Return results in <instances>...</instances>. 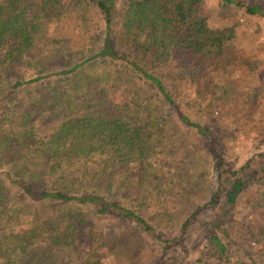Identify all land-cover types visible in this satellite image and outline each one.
Masks as SVG:
<instances>
[{
    "label": "trees",
    "instance_id": "obj_1",
    "mask_svg": "<svg viewBox=\"0 0 264 264\" xmlns=\"http://www.w3.org/2000/svg\"><path fill=\"white\" fill-rule=\"evenodd\" d=\"M89 1L106 28L102 44L89 53L70 49L68 40L39 44L45 2L0 4V97L14 102L25 94L16 127L0 134V221H5L0 264H46L39 252L45 247L75 248L80 264H104L103 256L93 255L98 248L113 256L114 264H264L257 253L237 251L231 231H239L244 219L253 221L244 214L243 199L248 186H255L249 213L257 212L263 221L249 235L264 240V151L255 155V173H248L251 165L233 168L211 129L192 118L184 99L158 72L173 54L233 64L234 28L210 23L207 0H129L121 29H115L118 0ZM221 2L264 16V0ZM28 59L34 72L16 76L17 69L30 67ZM120 76L139 89L118 98ZM197 97L203 100L200 91ZM158 103L213 149L204 153L212 159L207 168L204 164L208 179L207 172L196 173L199 164L190 159L193 171L187 176L193 180L179 186L172 174V186L160 193L163 199L154 194L161 174H154V189L144 173V164L164 142ZM34 114L50 118L43 130L44 120L39 124ZM138 175L144 178L138 181ZM206 186L208 195L197 203L193 197ZM154 195L161 206L149 213ZM190 198L193 202L186 203ZM204 212L216 215L198 227ZM22 216L30 217L29 227L7 230Z\"/></svg>",
    "mask_w": 264,
    "mask_h": 264
},
{
    "label": "rangeland",
    "instance_id": "obj_2",
    "mask_svg": "<svg viewBox=\"0 0 264 264\" xmlns=\"http://www.w3.org/2000/svg\"><path fill=\"white\" fill-rule=\"evenodd\" d=\"M3 1L0 0V4ZM36 1H38L40 7L45 2L44 15L42 16L44 35L41 37L40 34L38 37L41 46L48 39L55 42L68 40L70 49L79 50V53L97 51L96 49L102 44L105 37L106 28L94 4L89 0H56V2L53 0H34V3ZM128 1L118 0L119 15L116 19L115 29H121V15L125 13ZM245 1L249 4L258 2V0ZM204 13L214 27L234 28L235 39L232 42V49L237 56L235 62L229 64L217 58L201 62L189 53L183 55L173 54L169 60L159 67L158 72L170 85V89L174 93L180 94L184 99L182 102L187 104L193 112L192 118L211 129L214 139L219 144L221 153L231 162V166L240 169L243 166L251 165L248 173H255L257 170L256 161L258 160L255 155L264 151V16L248 15L244 10L234 5L225 6L221 0H207ZM34 53L35 51L32 54ZM29 61L30 59L27 60V64L30 67L22 66L17 69L16 76L30 77L36 67L30 64ZM199 70H201L200 75L198 74ZM121 79L120 89H117L116 94L118 98L124 93L126 97H129L132 91L134 93L139 89L137 85L129 88L132 83L128 79ZM198 91L201 92L203 100L197 97ZM145 92L141 91L140 94L143 95ZM23 97H25V94L19 97L20 101L15 100L14 102L10 99L1 100L3 97H0L1 136L16 127L17 120H14V116L19 114L20 102ZM105 103L107 105V101ZM155 109L163 119L162 122H164V126L160 128L164 142L160 153L151 157L144 164L146 182H149L154 189L157 182L154 180V174H161L159 190H155L154 194L157 193L158 196L163 187L172 186V174L178 175L179 186L192 181L193 178L187 176L193 171L190 159H196L199 164L196 173L207 172L206 179H208L210 173L206 168L210 165L212 159L204 153L213 151L210 144L206 141L203 143L195 140L194 135L180 126L162 103L155 105ZM25 113L24 110L22 114ZM34 118L38 123L40 120H44L41 124L39 123L42 130L43 126H46L50 120L45 114H34ZM38 132L40 133L39 129ZM174 140L175 143H173ZM172 143L173 150H170ZM205 162L206 168L204 167ZM140 177L144 178V176L138 175V181H140ZM203 179L204 176L201 177V181H204ZM130 181H132V178L127 179L128 184ZM254 187L248 186L243 199L244 214L249 216V219L252 218L253 221L250 222L244 219L243 226L239 231H236V228L233 227H231V231L234 232V238L239 245L236 248L237 251L239 249L252 251L258 254L260 261H264V240L251 239L250 236L252 231L261 225V221H263L262 218H258L257 212L255 215L249 213V201L255 194ZM207 190L206 186L205 191L202 190L193 197L195 201H199L197 203H203L205 195H208ZM157 196H153L154 203L149 213L161 206ZM160 197L161 199L164 198L161 194ZM193 198L188 199L186 203H192ZM192 211L193 206L190 208L189 215ZM215 215V212H211V215H206V212H204L200 216L202 221H199L198 227ZM10 224L9 226H12ZM30 225V217L22 216L18 226L10 227L11 229L7 230L18 231L20 228L29 227ZM4 226L5 221L1 220L0 236L1 229ZM202 228H199V230ZM135 232L138 233V231ZM43 250L46 251L43 253ZM105 251L104 248H98L93 251V255L96 258L103 256L104 264H114L116 262L114 257L107 255ZM39 252L41 253L40 258L44 257L43 260L46 264H80L79 252L75 248L64 252H53L49 247H45L40 249ZM28 259L26 258V260ZM233 261L235 260L233 259ZM177 264L192 263L184 260Z\"/></svg>",
    "mask_w": 264,
    "mask_h": 264
}]
</instances>
